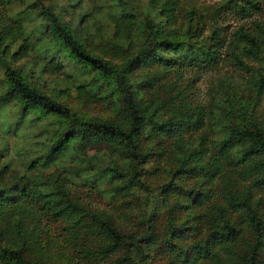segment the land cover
I'll return each mask as SVG.
<instances>
[{
  "label": "trees",
  "instance_id": "16d2710c",
  "mask_svg": "<svg viewBox=\"0 0 264 264\" xmlns=\"http://www.w3.org/2000/svg\"><path fill=\"white\" fill-rule=\"evenodd\" d=\"M93 1L70 0L64 19L35 0L50 49L105 87L106 118L77 114L28 81L12 63L28 48L25 26L0 13V102L13 98L20 116L57 120L46 161L17 171L0 159V264H155L162 254L165 264H264V27L249 18L264 0H220L214 15L248 21L232 29L224 16L205 23L192 8L177 22L180 0H119L107 14L113 38L96 46L86 18ZM47 57L57 65L53 52ZM187 68L196 71L188 78ZM201 71L216 82L193 100L188 90ZM87 86L75 84L76 97L98 99L102 91ZM69 146L79 172L94 173L83 181L88 189L105 182L119 196L113 215L84 200L68 171L46 166ZM91 147L113 158L87 156Z\"/></svg>",
  "mask_w": 264,
  "mask_h": 264
},
{
  "label": "rangeland",
  "instance_id": "374dc122",
  "mask_svg": "<svg viewBox=\"0 0 264 264\" xmlns=\"http://www.w3.org/2000/svg\"><path fill=\"white\" fill-rule=\"evenodd\" d=\"M44 4H51L57 9L58 13L65 19L72 16V11L69 14V6L72 4L70 0H41ZM119 0H95L88 3L87 9L90 13L87 18V26L92 33V46H96L102 42L103 38H113L112 23L108 19V12L113 11L118 7ZM124 1H136L139 4L145 2V0H124ZM220 0H180L177 12V22H183L185 11L192 8L195 11V16L198 15L205 19V23L210 18H220L224 14L214 15V8L218 5ZM38 5L35 0H0V13L4 16H11L16 21H21L24 27V34L28 36V48L23 51L20 50L19 57L12 63L19 66L21 71L28 81L33 83L36 87L41 88L44 92L56 97L57 99L64 101L69 105L73 111L77 114H82L86 117L106 118L112 114L108 101L103 96L105 95V87L101 86L99 80L92 79V70H86L83 66L73 61L72 59L65 57L63 52L54 51L50 49V41L44 32L40 33L41 23L44 19L38 14ZM81 10V8L77 9ZM19 12H22L21 15ZM75 15V14H73ZM214 15V16H213ZM21 16L22 18H18ZM76 16V15H75ZM75 18V17H74ZM93 18V19H92ZM226 19L227 27L232 29L234 23L237 21H244L248 24L247 20H237L235 15L227 14L224 16ZM258 20V22L264 27V6H262L259 13L253 14L252 17ZM95 21V22H94ZM92 22H94L92 24ZM20 23V22H19ZM100 39V41H99ZM17 42L13 43L16 46ZM94 51H98L94 48ZM53 52V62L57 65H53L47 55ZM249 62H251L249 60ZM230 69V68H228ZM185 77H191L194 72L193 69H184ZM199 73V72H198ZM229 73V72H227ZM239 74V73H238ZM237 74H235L236 76ZM216 82V75L213 71H201L197 78L193 80L192 87L189 90L194 94L193 100H198L202 96L205 97L207 91V85L209 81ZM88 83L87 90H90L93 94H97L99 91L100 96L98 99L90 102H82L76 97L74 85L77 83ZM4 83V76L2 67H0V92L2 90V84ZM98 84L100 86H98ZM264 97V96H263ZM27 113V112H26ZM25 114V113H24ZM20 118V119H19ZM55 117L50 114H43L40 117H34L31 113L20 116V107L16 100L8 98L0 102V159L7 160L8 166L14 167L20 170L24 167L23 163L27 160L35 159L39 162L46 161L44 155L45 148L48 145L47 138L51 135ZM75 146V145H73ZM72 146L66 147L62 152L58 151L50 156L46 166H51L55 163V166L63 168L69 172L70 178L78 185V194L87 202L93 206L105 209L111 212L116 202L119 200V196L113 194V191L108 190L109 187L106 184L99 183L95 185V188H89L83 183L84 180H88V177L92 178L94 173H90L91 169L83 170L79 172L76 168L78 163L70 161V158H74L76 154ZM87 156H93L100 162L108 160L113 153L105 148H89L86 150ZM86 156V157H87ZM114 158L119 159L114 155ZM78 161V158L77 160ZM9 174V170L7 172ZM87 178V179H84ZM157 178L156 173L150 172L146 176L148 182H153ZM106 186V187H105ZM139 192V191H138ZM140 193V192H139ZM138 200L143 201L145 193H140ZM148 196V195H147ZM115 197H118L115 199ZM159 253H157L158 255ZM165 254L158 255L155 260V264H165ZM110 259H93L92 261H83L81 264H101L108 262Z\"/></svg>",
  "mask_w": 264,
  "mask_h": 264
}]
</instances>
